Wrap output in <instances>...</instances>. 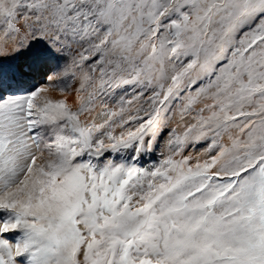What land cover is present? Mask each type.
Returning <instances> with one entry per match:
<instances>
[{"label":"snow or ice","instance_id":"obj_1","mask_svg":"<svg viewBox=\"0 0 264 264\" xmlns=\"http://www.w3.org/2000/svg\"><path fill=\"white\" fill-rule=\"evenodd\" d=\"M0 264H264V0H0Z\"/></svg>","mask_w":264,"mask_h":264}]
</instances>
